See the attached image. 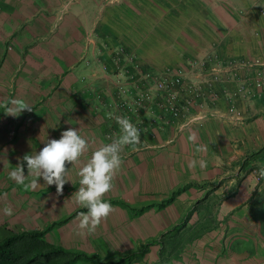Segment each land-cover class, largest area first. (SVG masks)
<instances>
[{"label": "rangeland", "instance_id": "rangeland-1", "mask_svg": "<svg viewBox=\"0 0 264 264\" xmlns=\"http://www.w3.org/2000/svg\"><path fill=\"white\" fill-rule=\"evenodd\" d=\"M39 2L41 6L36 9L26 6L25 10L29 9L31 15H26L25 19L27 22L38 18L50 21L48 27L43 24L40 32L24 37L25 24L19 25L20 31H6L7 22L2 23L4 30H1L0 25V227L18 231L43 228L82 206L74 195L80 187L79 169L88 162L98 148L97 144L110 143L120 135L116 116L130 118L141 132L138 151L132 153L130 149L133 146H126L121 153L122 161L130 160L131 154L140 157V154L145 153L140 150L142 148L154 151V158L161 154L162 147L168 145L169 141L166 131V120L169 117L165 120L160 117L158 103L161 94L154 86V78L164 68L169 67L174 72L182 70L186 83L200 81L209 94L215 88V85H209L212 79L216 80L215 83H222L224 87L235 90L236 86L229 84L235 83V79H243L244 70L238 68L233 71L235 75H231L224 70V66L252 60L243 56H225L213 50L218 45L221 48L227 46L228 40L225 38L192 40L183 37L188 34L184 30L186 20L195 22L199 27L200 19L213 18L215 28L212 26L210 31L208 27L205 31L207 34L217 32L222 35L220 30H229L224 26V17L229 15L227 9L215 5V0ZM220 2L224 4L223 1ZM261 2L263 0L258 2L257 7ZM234 10L238 16L244 12L241 6L233 8ZM171 21L177 24V28L167 31H175L177 38L162 30ZM79 34L82 35L81 40H77ZM179 48H199L206 53L188 55L184 59L177 52ZM256 59L264 62L260 56H255L254 60ZM219 66L223 70H217L218 78H215L212 68ZM147 73L150 74L148 79L145 78ZM123 85L129 89L125 100L130 107L125 110L118 106L119 88ZM145 91H148L150 97L144 102V106L139 107L135 102L136 96ZM12 98L27 102L32 110H25L16 117L7 115L4 106ZM206 102L209 103L207 100ZM195 109L192 108L189 114H185L187 116L182 115L169 125L173 129H180L212 117L207 114L204 118L189 121L198 114L194 112ZM70 127L77 128L89 144L76 163L66 165L70 181L64 185L62 192L57 191L56 185H47L37 173L28 171L26 167L23 182L18 183L10 178L9 173L19 167L26 154H34L48 139H58L61 132ZM135 183H140V180ZM122 185L126 188L120 194L131 195L132 187L130 188L128 181H113L112 189ZM110 194L112 190L105 193L104 197ZM148 195L152 198V206L142 213L129 214L130 218H137V221L114 225L130 229L135 234L130 239L106 240L105 246H87L88 240L85 243V240L74 239L75 234L70 229L73 228V223L69 222L71 219L51 230L47 238L55 243L80 242L81 249L97 251L106 257H118L136 249L143 250V257L131 264H249L230 259L231 249L241 246L235 243L232 247L231 239L226 242V237L222 240V231H213L204 238L195 237L196 229L190 227L195 219L193 215H185L181 219L182 232L178 231L175 235L174 230L168 232L160 229L165 224L163 218L166 220L167 216L173 217L167 207L173 205L176 195L174 193L172 197L163 199L156 189ZM129 204L126 207L116 205L129 211L133 203ZM8 208L12 210L10 215L5 211ZM122 216L128 218L126 214ZM107 218L99 225V230L105 233L114 228L107 222ZM149 219L160 223L155 222L154 226L145 224ZM210 221L216 224L218 216L213 215ZM73 222L79 227L80 219ZM124 242L126 244L122 245ZM134 242H141V245L134 246L131 244Z\"/></svg>", "mask_w": 264, "mask_h": 264}, {"label": "crops", "instance_id": "crops-1", "mask_svg": "<svg viewBox=\"0 0 264 264\" xmlns=\"http://www.w3.org/2000/svg\"><path fill=\"white\" fill-rule=\"evenodd\" d=\"M39 1L0 0L1 30L5 28L3 22H7L6 31H20L19 25L22 23L23 26L25 24L23 29L27 34L24 37H28L32 33L40 32L43 24L48 27L50 21L38 18L33 22H27L25 19L26 15H31L29 9L25 10L26 6L36 9L41 6ZM215 1H217L215 5L218 4L227 9L226 12L229 15L224 17V26L229 30H220L223 32L222 35L217 32L207 34L205 31L208 27L210 31L212 26L215 28L216 22L213 18L200 19L199 27L195 22L186 20L184 23L187 26L184 30L188 34L183 37L192 40L209 37L225 38L228 40L227 46L221 48L218 45L213 50L229 57L243 56L254 59L255 56H260L264 59V16H262L264 14L259 13L262 2L257 7L261 0ZM239 6L244 8L241 16H238L235 10L233 11V8ZM50 16L53 15L50 14ZM176 28L177 24L171 21L167 26L162 27V30L172 33L170 36L177 38L175 31H167ZM232 28L236 30L230 31ZM80 38L82 35H77V40H81ZM177 52L184 59L188 55L206 53L199 48L196 50L179 48ZM181 61L184 60L181 59ZM236 84L229 85L235 87ZM214 85L215 88L209 93L207 100L209 103L196 107L194 112L205 114L213 109L216 115L180 129H173L167 124L168 145L162 147L161 154L157 158H154V151L150 148H142L140 150L144 151V154H140L138 158L137 154H131L130 160L122 161L121 167L116 171L113 181L115 183L128 181L130 188L132 187L131 195L120 194V191L126 188L122 185L115 186L111 189L112 194L104 198L106 200L122 199L127 203H133V207H142L153 202L148 194H151L154 189L160 191L163 199L172 197L175 193V203L167 207L173 217L167 216L166 220L163 218L165 224L163 227L158 226L160 229L168 232L177 229L182 232L181 219L185 215H193L195 219L190 227L196 229L195 237L204 238L206 234L213 231H222L221 239L226 237V242L231 239L232 247L235 243L241 246V248L238 246L231 249L230 259H238L249 264H264V182L258 183L252 172L253 168L264 163V95L256 96L253 101L236 97L233 102L234 98L232 101L226 98L222 83ZM232 102L237 105L236 117L230 111ZM172 133L175 135L173 136ZM104 144H97V146L99 145V148ZM130 150L135 153L138 147L135 146ZM156 178L158 180H155ZM136 180H140V183H135ZM131 181L134 183L132 186ZM111 204L114 207L107 222L114 227L112 231L105 233L99 230L98 226L95 232L88 233L86 229L82 230L74 224L73 221L80 219L79 215L69 220L73 223V228L70 229L75 234L74 239L85 240V243L88 240L87 246H105L106 240L124 241L126 237L130 239V236H135L126 227L122 229V227L114 226L127 221L130 223L137 221V218L129 216L134 211L131 208L128 209L129 211L122 210L116 203ZM122 214H126L128 218L125 219ZM213 215L218 216L219 221L216 224L210 221ZM155 222L160 223L153 219L146 220L144 223L154 226ZM59 243L69 248L81 246V243L76 241L71 244ZM124 244L126 243L122 245ZM131 244L137 246L141 245V242Z\"/></svg>", "mask_w": 264, "mask_h": 264}, {"label": "clouds", "instance_id": "clouds-1", "mask_svg": "<svg viewBox=\"0 0 264 264\" xmlns=\"http://www.w3.org/2000/svg\"><path fill=\"white\" fill-rule=\"evenodd\" d=\"M25 110L31 111L32 106L16 98L4 106V112L13 117ZM115 120L120 126V135L96 149L78 172L80 187L74 195L78 203L87 209L79 214V228L86 229L88 233L95 232L113 210L111 202L104 195L113 187L114 175L122 164L121 153L126 146L135 147L141 143L140 129L130 118L116 116ZM88 144L77 128H67L58 139L50 138L37 152L26 154L19 167L13 169L9 176L18 183L23 182L26 167L28 171L37 173L47 185H56L57 191L62 192L64 185L70 181L66 165L76 163ZM259 174L264 176V167L259 170ZM5 211L10 215L12 210L8 208Z\"/></svg>", "mask_w": 264, "mask_h": 264}, {"label": "built area", "instance_id": "built-area-1", "mask_svg": "<svg viewBox=\"0 0 264 264\" xmlns=\"http://www.w3.org/2000/svg\"><path fill=\"white\" fill-rule=\"evenodd\" d=\"M259 11L264 14V1L259 6ZM238 68L244 70L245 77L241 80H234L235 83H237L235 90H230L227 87L223 88L226 98L231 101L232 98H234L233 102H235L236 97L242 98L245 101H253L256 96L264 95V62L258 59H252L224 66V70L231 75H235L233 71ZM219 69L223 70L222 66L212 68V73L215 78H218L217 70ZM149 76V73L145 74V78L148 79ZM154 79V86L161 94V99L158 103L161 111L160 117L164 120L169 117V119L166 120L168 124H172L182 115L187 116L185 114H189L190 111H192V108L203 106L209 98V94H207L200 81L190 83L185 82L182 70L174 72L171 68L166 67L163 69L162 73L156 75ZM215 82L216 80L212 79L209 82L210 87H213ZM128 91L129 89H127V86L125 85L119 88L120 101H118V106L122 107L124 110L126 107H130L129 103L125 100ZM213 94L215 95V92ZM149 97L150 95L148 91L138 93L135 102L139 107L144 106V102H146ZM236 106L237 105L233 103L230 107V111L235 117L237 111ZM207 114L214 116L216 115V111L212 109L205 114L198 113L196 116L189 119V121L195 118H204ZM262 167H264V163L252 170L258 183L264 182V176L259 174V170Z\"/></svg>", "mask_w": 264, "mask_h": 264}, {"label": "trees", "instance_id": "trees-1", "mask_svg": "<svg viewBox=\"0 0 264 264\" xmlns=\"http://www.w3.org/2000/svg\"><path fill=\"white\" fill-rule=\"evenodd\" d=\"M111 203L129 206L125 200L110 199ZM152 203L140 208L130 206L136 213L150 208ZM87 209L81 206L68 216L52 221L43 228L13 230L0 227V264H131L142 258L143 250L136 249L118 257H106L99 252H88L80 248H69L61 243L49 241L48 233L55 227L79 216ZM174 233L177 234L178 230Z\"/></svg>", "mask_w": 264, "mask_h": 264}]
</instances>
